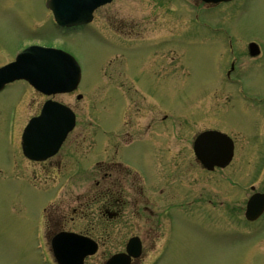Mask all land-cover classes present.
I'll return each instance as SVG.
<instances>
[{
  "label": "rangeland",
  "instance_id": "1",
  "mask_svg": "<svg viewBox=\"0 0 264 264\" xmlns=\"http://www.w3.org/2000/svg\"><path fill=\"white\" fill-rule=\"evenodd\" d=\"M46 3L0 0V48L15 55L32 41L61 44L77 59L82 73L79 87L55 98L78 113V126L70 137L81 130V148L70 162L79 157L84 171L65 177L24 169L17 126L22 111L27 116L32 106L37 111L44 97L25 81H15L0 91V264H57L42 231V208L49 199L50 210L65 203L74 208L84 201V213L92 216L68 221L67 226L78 231L89 228L90 235L106 241L100 254L123 249L130 236L142 235L148 229L151 236L145 239L138 264H264V214L258 221L248 222L244 214L239 219L232 210L227 215V211L206 203L212 197L245 206L252 184L264 191V0L212 5L200 0H113L96 11L89 25L70 29L55 25ZM130 24L140 31L133 33L132 39L124 30ZM161 39L164 74L157 83L146 78L142 81L151 83L149 87L157 96L147 95L141 102L146 108H154L156 101L162 113L178 122L174 129L170 119L164 121L158 129L162 139L157 145L161 143L178 154L180 162L173 166L174 171L179 170L175 187L181 193L179 200H190V204L180 208L172 222L168 218L171 209L166 205L170 194H163L154 216L137 214L133 199H129L113 222L111 240L103 239L102 231L95 233L88 225L91 219L95 222L91 211L95 204L87 205L93 197L86 188L93 178L87 166L95 159L96 142L100 143L99 157L108 158L110 131L116 111L124 105V90L130 80L139 87L142 74L154 71L149 69V62H156L161 51L156 43ZM252 40L260 44L261 55L248 54L247 44ZM143 44H147V51L143 48L129 53V47ZM231 47L241 52L234 70L240 81L225 78L233 55ZM5 57L0 56V63L8 59ZM126 57L134 63L127 75L123 69ZM124 78L122 86L120 80ZM78 93L83 97L78 99ZM207 125L231 134L235 140L231 164L213 172L192 162L193 134ZM139 149L125 148L120 155L136 158ZM235 189L242 190L238 198L231 192ZM156 215L162 218L161 224L150 231Z\"/></svg>",
  "mask_w": 264,
  "mask_h": 264
},
{
  "label": "flooded vegetation",
  "instance_id": "2",
  "mask_svg": "<svg viewBox=\"0 0 264 264\" xmlns=\"http://www.w3.org/2000/svg\"><path fill=\"white\" fill-rule=\"evenodd\" d=\"M124 30H126L127 36L130 39L135 38L133 33H140V31L134 30V26L132 24H130L129 27H124ZM156 44L158 45L159 50H161L160 54H158L155 63H153V61L149 62V69L154 71L149 72L150 74H142V77L138 82L139 87L135 88L134 84L131 83L132 80H130V83L126 86V90H124L127 94L123 102L124 105H120V108L116 111L117 116L113 121V128L110 131V136L112 138L108 158L99 157L98 150L100 143L96 142L95 159L87 166V170L90 171L93 176L92 182L86 186L88 192L92 191L93 194V197H90L91 200L88 201L87 205L95 204V209L91 210L95 215V222L91 219L88 225L90 228L95 229V233L102 231L100 232V235L102 234L103 239L108 238L111 240L113 235L112 230L114 229L113 222L119 216L120 210L126 205V203H128L127 201H129V199H133V207L135 208L137 214L144 212L154 216L156 214L155 208L161 205V197L163 194L166 193V196L170 194L171 200L166 205L171 209L168 217H170L172 222H175L176 220L177 211L180 210V208H187V204H190V200L186 202H181L179 200L181 193L178 188L176 189L175 187V179L179 175V170L174 171L175 168H173V166H177L176 163L180 162L178 154H173L170 148L163 146L161 143L157 145V143L162 139L161 132L159 130L164 126V121L170 119L169 124L174 129L178 127V122H176L174 118H169V114L167 115V113H162L163 108H161V105H157L156 101L154 108H146V104L141 102L145 100V96L147 95L157 96V94L149 87L151 83L145 85L142 81L148 79L151 80L152 83L154 81L157 83L164 74L162 57L163 39L159 40ZM146 45L147 44L137 45L132 48L129 47V53L143 50V48L147 51L148 47H145ZM150 45L152 44H149V47H151ZM239 53L241 52L239 51ZM150 54L151 52H149V56L152 55ZM1 55H6L5 58H8L6 61H3L4 63L11 60L10 51L5 50L4 48H0V56ZM233 58L235 59L231 61V65L233 64V67L230 66V69L226 72L228 77H230L231 74L237 70L236 56ZM143 59L146 58L144 57ZM3 62H1L0 65L3 64ZM133 64L134 63L126 57L123 68L126 71L125 75L130 74ZM111 77H113L112 80H114V75ZM120 81L123 86L122 82H125L126 79L124 78ZM131 92H134V94L131 95ZM38 94L43 96L40 93ZM133 96L135 97L132 99ZM137 96H139L140 99H136ZM45 98L46 97H44V100ZM40 111L41 105L37 111L36 108H33V106L27 109V113L30 114L28 116L25 115L26 112L23 110L20 126H17L21 153L23 156V159L21 160L22 167L29 170L33 174L37 173L44 176H50L51 173L58 176L65 175V177L77 176L81 174L84 171L82 160L77 157L72 161V163L70 162V160L73 159V156H77L78 153H76V151L81 148V142L78 135L81 134L82 131L78 130L75 137H70L72 132H74L77 128L78 121L74 129L68 134L67 138L54 155L41 161L31 160L24 155L21 145L23 130L30 119L40 114ZM75 112L78 116L76 110ZM121 128L124 130L121 131ZM206 128H211V126H207ZM192 138L193 143L195 134H193ZM154 139H157V142H155ZM182 139L184 140L185 138ZM68 140L71 142L69 143ZM74 143L75 145L72 146ZM134 146L140 148L136 151V158H124L120 155L123 149L134 148ZM147 149L151 150V152H147ZM192 154V162L195 164L197 161L193 151ZM198 165L200 164L198 163ZM18 167H20V165H18ZM37 174L36 176H38ZM184 192L185 191L182 193L184 194ZM231 192L232 194L234 193L233 195L235 197L238 194L237 198L239 197V193H241L240 189L238 191L235 189ZM206 203L212 205L213 209H219L225 213L227 211V215L230 210H232L233 213L236 212V216L239 217V219H241L240 217L243 215L245 210L243 204L237 201H224L222 199L213 200L212 197H209ZM83 205L84 201H82L79 206L74 208H70L68 203H65L61 207L56 206L53 210H50L48 207H43L44 234L50 240L61 231H77L83 235L91 236L98 243V250L95 254L87 256L84 260V264H105L107 259L112 254L125 250L126 242L124 243L123 249L112 252L105 250L106 252L102 251L101 255L100 248L105 247L106 241L101 240L100 236L93 237V235H90L88 233V227L87 230L78 231L72 226H67L68 221H75V219L80 221L84 220L86 217L92 216L90 212L84 213L85 209L83 208ZM70 210L72 211L70 212ZM221 215L226 216V214ZM161 220L162 218L156 215L153 222H151L149 226V229H151L150 231H153L158 225H160ZM148 232V229H144V232L140 235L143 248L145 247V239L151 236V233ZM150 246L152 247L154 245L151 244ZM97 254H100L101 256L95 259L94 262H89L91 258L97 257ZM141 257L132 259V264H138Z\"/></svg>",
  "mask_w": 264,
  "mask_h": 264
},
{
  "label": "water",
  "instance_id": "3",
  "mask_svg": "<svg viewBox=\"0 0 264 264\" xmlns=\"http://www.w3.org/2000/svg\"><path fill=\"white\" fill-rule=\"evenodd\" d=\"M110 1L48 0L47 4L53 10L59 25L73 26L91 21L94 10ZM205 1L218 3L228 0ZM250 48L253 54L257 53L258 46L255 43H252ZM80 77V66L71 55L59 49L32 45L24 49L18 55L16 61L0 68V89L9 81L25 78L37 89L47 94L71 91L77 87ZM60 112L69 114L67 125H65V122L60 123L58 121L57 115ZM47 115L50 121L45 135L51 138V143L47 144L49 146L47 149L37 150L35 155H32L37 159H44L50 153H53L64 138L66 131L73 125V114L70 109L57 102L48 101L45 103L39 121L44 120ZM30 128L31 126L27 127L24 135L26 144H28V137L31 134ZM194 149L201 163L208 169H214L215 166L224 167L230 163L234 154V143L231 137L223 132L207 130L197 136ZM263 209L264 194L257 193L249 200L247 216L250 219L256 218ZM79 243L74 237L54 240V251L61 264H82L86 253H92L95 249L94 244L90 241L88 245L78 251L80 247L77 249V245ZM127 249L135 256L140 253L138 237L130 239ZM133 249H136V252H132ZM118 261V256H114L107 264H116ZM127 264H129L128 261Z\"/></svg>",
  "mask_w": 264,
  "mask_h": 264
}]
</instances>
